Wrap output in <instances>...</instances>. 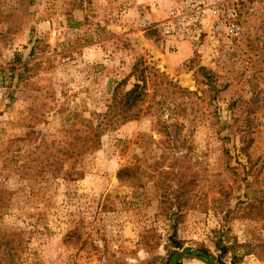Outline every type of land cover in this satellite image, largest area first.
<instances>
[{
  "label": "rangeland",
  "instance_id": "obj_1",
  "mask_svg": "<svg viewBox=\"0 0 264 264\" xmlns=\"http://www.w3.org/2000/svg\"><path fill=\"white\" fill-rule=\"evenodd\" d=\"M179 1L0 0V264H264V0L197 41L159 26ZM140 57L139 116L96 144Z\"/></svg>",
  "mask_w": 264,
  "mask_h": 264
},
{
  "label": "trees",
  "instance_id": "obj_2",
  "mask_svg": "<svg viewBox=\"0 0 264 264\" xmlns=\"http://www.w3.org/2000/svg\"><path fill=\"white\" fill-rule=\"evenodd\" d=\"M149 66L143 57L138 58L132 66L129 74L134 78L133 86L127 89L124 93L115 91L112 97V102L108 105L107 110L103 113H98L101 117L95 124V138L94 141L98 144L102 132L107 127L116 126L118 122H127L136 119L142 109V105L146 102L148 96V80H149ZM196 73H200L207 78V83L212 90L216 88L215 74L205 66H199ZM186 91V89H184ZM170 127H173L174 137L177 138L179 126L177 123L167 124L164 131L171 135ZM251 140V139H248ZM124 170H120L119 177H121ZM67 174V173H66ZM179 246V245H178ZM224 250H226L224 248ZM223 264V263H222Z\"/></svg>",
  "mask_w": 264,
  "mask_h": 264
},
{
  "label": "built area",
  "instance_id": "obj_3",
  "mask_svg": "<svg viewBox=\"0 0 264 264\" xmlns=\"http://www.w3.org/2000/svg\"><path fill=\"white\" fill-rule=\"evenodd\" d=\"M217 0H181L168 11L167 18L159 26L162 32L174 39L197 41L199 40L207 22L210 19L208 13ZM218 17L216 26H227L232 17V11L228 8L216 7ZM145 24L151 25L150 21ZM228 29L233 33L238 31L237 26L229 25Z\"/></svg>",
  "mask_w": 264,
  "mask_h": 264
},
{
  "label": "water",
  "instance_id": "obj_4",
  "mask_svg": "<svg viewBox=\"0 0 264 264\" xmlns=\"http://www.w3.org/2000/svg\"><path fill=\"white\" fill-rule=\"evenodd\" d=\"M192 259L200 260L202 264H222L215 256L210 255L203 250H193L188 248L175 251L170 257L168 264H178Z\"/></svg>",
  "mask_w": 264,
  "mask_h": 264
},
{
  "label": "bare ground",
  "instance_id": "obj_5",
  "mask_svg": "<svg viewBox=\"0 0 264 264\" xmlns=\"http://www.w3.org/2000/svg\"><path fill=\"white\" fill-rule=\"evenodd\" d=\"M192 260H194V261H199L200 262V260H197V259H192ZM201 263V262H200Z\"/></svg>",
  "mask_w": 264,
  "mask_h": 264
},
{
  "label": "crops",
  "instance_id": "obj_6",
  "mask_svg": "<svg viewBox=\"0 0 264 264\" xmlns=\"http://www.w3.org/2000/svg\"><path fill=\"white\" fill-rule=\"evenodd\" d=\"M173 2V1H172Z\"/></svg>",
  "mask_w": 264,
  "mask_h": 264
}]
</instances>
